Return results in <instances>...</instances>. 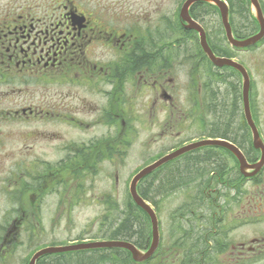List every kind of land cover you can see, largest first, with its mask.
I'll return each mask as SVG.
<instances>
[{
  "label": "flooded vegetation",
  "instance_id": "1",
  "mask_svg": "<svg viewBox=\"0 0 264 264\" xmlns=\"http://www.w3.org/2000/svg\"><path fill=\"white\" fill-rule=\"evenodd\" d=\"M230 1L233 42L214 32L219 29V8L201 11L207 18L218 17L212 30L197 22L213 54L231 60V65L212 63L196 32L197 41H167L170 18L161 28L164 39L157 40L161 35L150 24L141 28L134 21L129 28L118 19L109 29L107 14L73 2L43 8L24 0L0 6V122L41 126L18 139L22 161L23 156L34 157L32 163L24 160L20 185L12 184L11 169L3 165L11 153V137H0V264H29V233L38 241L47 234L42 222L45 203L69 212L77 205L98 206L105 209L102 218L119 212L111 233L130 232L119 224L124 211L136 204L129 195L126 200L120 195L118 169L115 184L98 194L86 189L77 175L81 171L96 176L107 163L122 164L140 125L156 144L175 138L157 158L204 140L224 144L198 146L163 165L180 162L185 167L188 157L196 159V184L186 178L178 191L165 197V203L171 196L181 201L164 223L157 217V243L148 256L155 240L153 226H147V242L140 243L139 219L133 218V238L116 239L130 242L143 259L120 248L117 263L264 264V33L257 42L241 46L259 33L261 23L255 17L252 29L245 18L256 14L251 0ZM257 2L264 26V0ZM180 25L184 32L194 31L181 20ZM177 71L183 75L178 82L173 77ZM14 96L19 102L13 104ZM59 125L70 129L62 145ZM35 140L50 145L62 161L39 157L43 154H38ZM167 170L160 167L151 173L152 194L156 174ZM61 171L67 172L64 180ZM51 246L59 245L41 248ZM76 252L60 254H71L70 264H90L84 259L89 254L78 257ZM60 254H45L36 264L54 263Z\"/></svg>",
  "mask_w": 264,
  "mask_h": 264
},
{
  "label": "rangeland",
  "instance_id": "2",
  "mask_svg": "<svg viewBox=\"0 0 264 264\" xmlns=\"http://www.w3.org/2000/svg\"><path fill=\"white\" fill-rule=\"evenodd\" d=\"M31 6H37L47 8L51 5L60 2V6L63 7L64 5H68L70 2L75 3L78 7L83 8H92L95 10H101L104 14H107L106 21L109 29L116 26L118 19L122 20L123 26L126 25L129 28H133L134 21L140 23L141 28H145L147 25L150 24L149 27H154L156 30V35H161L158 37L159 39H164V32L162 31L163 23L167 21V18L171 19V27L168 30L169 34L171 35L170 38H166L167 41L171 43H176L179 41H191L187 39L186 36H177L173 34V27L179 29L181 27L178 23V15L181 4L185 0H25ZM24 2V0H0V6H11L13 4H19ZM107 10V11H105ZM218 17H208L207 21L208 24L211 26L213 22ZM113 20V21H111ZM115 22V23H114ZM161 29V30H160ZM213 29V25L210 28ZM124 30V29H123ZM130 29H126L129 31ZM219 32L220 35L224 36V30L222 28L221 21L219 22V29H215L214 32ZM167 35V34H165ZM193 39L196 33H193ZM196 37V36H195ZM177 40V41H175ZM194 41V40H193ZM189 47V44L186 45ZM172 48H176L172 46ZM174 56V55H173ZM174 73L173 77L178 82L179 76L182 78L183 75L179 73ZM183 79V78H182ZM39 88H42L40 86ZM45 88V85L43 86ZM51 89V87H48ZM13 104L19 102V97L14 96L12 97ZM12 107V106H11ZM34 128H41L38 123L30 122L27 126L23 125L21 121H2L0 122V137L10 136L11 143L9 148H11V153L6 157L3 165L6 169L10 168L11 173L8 176L11 179L12 184L20 185L18 180V175L21 169V166L24 164V160L28 163L33 162V156L25 157L23 156L24 160L22 161L21 150L19 143L20 135L28 130L29 134H33ZM60 133V143L63 144V140H67L70 135V129H68L64 125H59L58 127ZM138 133L136 138L133 141V145L131 146L130 150L127 151L125 160L120 164L119 162L116 164H109L104 167V171L100 174L94 175H87L81 173L77 175V178L86 184V189L90 190L91 193L98 194L102 191H108L110 186L115 184V169H118V188L121 190L120 195L124 200L128 198V190L129 184L132 179V176L135 174L137 170H139L145 164L155 160L160 154L164 152V148L170 149L172 144L174 145L175 138H170V141L164 143H154L149 138L151 136L150 131L147 128H143L140 125V128L137 129ZM175 131V130H174ZM126 131H124L125 134ZM187 135L186 133L182 134L184 137ZM35 143L39 142L37 140L34 141ZM40 146L43 148L41 151ZM37 148L38 154H43V156H39L41 158H48V159H55L54 161H59L62 157L61 155H57L55 152L51 150V146L47 144L34 145ZM4 150H0V155L3 156ZM45 153L48 155L46 156ZM57 160V161H56ZM62 161V159L60 160ZM67 162V161H66ZM64 162L63 165L66 163ZM115 162H117L115 160ZM175 167L174 164H171L166 167V169ZM29 170H32V166H29ZM163 170V169H162ZM163 172V171H162ZM161 172V173H162ZM67 174L65 171H61L59 173L61 179H65L66 176L63 174ZM7 176V173H6ZM144 182V181H143ZM143 183L144 185L147 184ZM139 185V184H138ZM61 187L59 186V191ZM56 197V196H55ZM180 197H173L171 196L170 199L165 203L162 201L157 208V217L159 220L164 223L165 218L169 216V212L173 211L174 207H177L180 204ZM88 205V206H86ZM86 205H77L76 207L71 208L70 212L67 208H59L55 210L54 208L48 206L46 203L43 206V214H42V222L43 228L46 230L47 234L44 236L43 241H38L35 235L29 233L28 241H27V255L28 259L30 256L41 246L45 245H64L69 243L68 239H78V237L84 236L86 239L82 241H90L89 238L97 237L98 239H108L109 235L111 234V230L117 227V221L115 219L118 216H121L119 212H111V216L109 218H102L105 209L100 208L98 206H91L90 204ZM29 207V204L26 205ZM29 209V208H28ZM57 211L59 212V218L57 217ZM69 212V213H68ZM139 217L143 218L144 221L148 224L150 222L149 218L142 213H139ZM100 222H103L105 225L101 227ZM150 226V223H149ZM30 228H34V226H30ZM101 228V229H100ZM55 232V233H54ZM51 234H54L51 236ZM110 239V238H109ZM72 242V241H71ZM75 242V241H74ZM37 243V246H36ZM89 254V253H88ZM97 256H100L101 252L94 253ZM71 254L66 255H59L63 257L65 260H69L72 258ZM56 256L55 258H58ZM91 255H87L84 257L85 260H88ZM82 259V260H84ZM88 264V261L87 263Z\"/></svg>",
  "mask_w": 264,
  "mask_h": 264
},
{
  "label": "trees",
  "instance_id": "3",
  "mask_svg": "<svg viewBox=\"0 0 264 264\" xmlns=\"http://www.w3.org/2000/svg\"><path fill=\"white\" fill-rule=\"evenodd\" d=\"M225 1L227 2L228 7H231V1L230 0H225ZM206 9H216V8L207 2H203V1L195 2L190 7L191 17L199 22L203 21L204 24L208 28L209 27L211 28L212 25L214 27L215 25H217L216 22H214V24L211 23L212 25L210 26L208 24L209 22L207 21V14L201 13V11H204ZM245 18L251 24V28L254 29V24H255L254 17L250 15L248 17L245 16ZM215 32L217 33V31ZM193 33L195 32L194 31L184 32L181 27H179V29H177L176 27H173V34H176L177 36H181V37L184 35L186 36L187 39L197 41V37H195L196 35L194 36V39H193V35H192ZM222 37H223L222 39H225L224 36ZM187 163L188 165L184 167L183 163L181 164L179 162V164H174L175 167L169 168L165 173L158 172L154 178L155 179L154 184H156V188L154 189L155 191L154 194H152L150 191L151 180H153V178L151 179V174L147 175L139 182V185H138L139 195L143 199L149 201L150 203L152 202L153 205H155V207L158 208V205H160L161 202L164 201L167 195H171L179 190V186L186 182L187 180L186 178H189L194 184H196L197 161L194 158L188 157ZM169 165H171V163L167 164L166 166H163L162 168H166ZM146 180H147V184L144 185L143 183H146L145 182ZM196 193L194 194V196H196ZM129 200H131V198H129ZM139 213H142L143 215H145L144 212L140 208L134 205L132 208L125 210L124 216L122 218L121 223L119 224V227L121 225L122 226L124 225L125 228L130 229V232L121 233L120 231L118 232L114 231L113 233L109 235V238L116 239L119 237L121 239H129V240L133 238L134 229H132L133 227L132 220L133 218L137 219L138 217L139 219L138 221L139 241L140 243H146L147 242L146 233L148 231L147 229L148 224L146 223V221H144L143 218L139 217ZM174 214L175 213H173V215ZM98 251L101 252L102 254L96 257L94 253ZM120 251H122L120 250V248H105V249L103 248L100 250L95 249V250L78 251L74 255L78 257H82L84 254L89 253L91 255L89 257L90 264H93V263L94 264H118L116 258L117 256H119L118 252ZM60 255H66V254H60ZM80 262L81 260L79 261L76 260L77 264L78 263L80 264ZM48 264H70V261L65 260L63 257L59 256L58 258L55 259L54 263H48Z\"/></svg>",
  "mask_w": 264,
  "mask_h": 264
},
{
  "label": "water",
  "instance_id": "4",
  "mask_svg": "<svg viewBox=\"0 0 264 264\" xmlns=\"http://www.w3.org/2000/svg\"><path fill=\"white\" fill-rule=\"evenodd\" d=\"M196 1H200V0H186L182 4V7L180 9L181 18L188 23V25H186L187 28H193L199 32L201 46H202L203 50L205 51V53L208 55L209 59L214 64L231 65L232 64L231 60H229L227 58H216L214 56L213 52L211 51L210 47L208 46V44L206 42L205 32H204L203 28L190 17L189 7L193 2H196ZM204 1H208L210 3H213L220 9L221 20H222V24H223L224 29H225L226 38L229 42H233L234 40H233V37L231 34L230 24L227 20V13H228L227 4L223 0H204ZM251 2L254 5V7L256 8V16L261 23V30L259 31V33H257L253 37L239 43L241 46L249 45L250 43L257 42L259 39H261V37L263 36V33H264V26L262 25V16H261V12L259 9L258 2H257V0H251ZM245 94H246V89H245ZM223 144H224V142L217 141V140H204V141H200L197 143L189 144L187 146H184L180 149H177L176 151H173V152L161 157L160 159L153 162L152 164L142 168L140 171H138L134 175V177L131 180L130 188H129L131 197H132L133 201L136 203V205L139 206L141 209H143L148 214V216L150 217L152 226H153V233H155L154 244L150 247V249L148 250V252L146 253L145 256H148L151 253V251H153V249L155 248V244L157 243V241H156L157 218H156L155 212L151 208V206L147 202H145V200L141 196L138 195L137 188H136L138 181L140 179H142L144 176H146L148 173H150L152 170H154L155 168L162 165L163 163L177 157L178 155H180V154H182L188 150H191V149L196 148V147L201 146V145H223ZM93 248H124V249H127L131 252L134 259H136V260H142L143 259V258H139L137 256V250L129 242L121 241V240H104V241H94V242H80V243H74V244H68V245H62V246L45 247V248L38 250L37 252H35L33 254V256L30 259L29 264H35L36 260L45 254L59 253V252H66V251H75V250H82V249H93Z\"/></svg>",
  "mask_w": 264,
  "mask_h": 264
}]
</instances>
